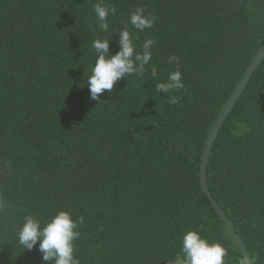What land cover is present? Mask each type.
<instances>
[{
	"label": "trees",
	"instance_id": "obj_1",
	"mask_svg": "<svg viewBox=\"0 0 264 264\" xmlns=\"http://www.w3.org/2000/svg\"><path fill=\"white\" fill-rule=\"evenodd\" d=\"M101 2L116 9L107 32ZM138 7L151 28L128 23ZM125 27L136 52L155 42L152 59L92 100V42L115 54ZM263 45L264 0H0V264H49L17 233L25 216L43 226L60 211L84 219L79 264H169L189 230L220 243L225 264H246L201 190L200 161ZM177 68L183 87L156 91ZM205 181L264 264V59L213 142Z\"/></svg>",
	"mask_w": 264,
	"mask_h": 264
},
{
	"label": "clouds",
	"instance_id": "obj_2",
	"mask_svg": "<svg viewBox=\"0 0 264 264\" xmlns=\"http://www.w3.org/2000/svg\"><path fill=\"white\" fill-rule=\"evenodd\" d=\"M93 10L99 22V30L107 32L109 29L107 17L110 14L114 15L116 9L107 7L101 2L97 3ZM128 23L134 29L143 31L153 26L154 19L146 16L144 9L138 7L130 15ZM154 43L151 39L146 40L142 52H136L127 27L119 33L117 40L119 50L115 54L110 53L109 40H94L92 47L95 50L96 60L86 83L90 98L98 101L100 94L105 90L111 93L114 85L125 76L143 75L145 65L152 59L151 47ZM173 61H177L175 56L170 57L168 62ZM182 87V74L177 68L169 74L167 82L156 85V91L167 93ZM176 102V97H170L169 103ZM83 223V217H78L74 221L65 211L58 212L43 226L35 217L28 215L24 217L18 230V242L29 251L38 244L37 250L42 254V260L49 264L52 261L54 264H79L73 256V241L79 236L75 229ZM226 255V250L220 243L209 242L197 231L189 230L182 237L180 252L169 261V264H225Z\"/></svg>",
	"mask_w": 264,
	"mask_h": 264
},
{
	"label": "water",
	"instance_id": "obj_3",
	"mask_svg": "<svg viewBox=\"0 0 264 264\" xmlns=\"http://www.w3.org/2000/svg\"><path fill=\"white\" fill-rule=\"evenodd\" d=\"M264 59V45L256 52L254 55L252 61L246 68L243 76L241 77L240 81L237 83L236 87L230 94L229 98L227 99L225 105L222 107L216 121L212 125L210 132L208 134L202 156H201V161H200V187L202 192L206 195L208 200L210 201L212 207L215 209L217 215L219 216L220 220L223 222L228 235L234 242V244L238 247L239 251L241 252L244 262L246 264H254L252 259L249 256L248 251L246 250L245 246L243 245L242 241L239 239L237 236L234 228L228 221L226 215L224 212L221 210L219 205L216 203L214 198L212 197L210 191L208 190V187L206 185L205 181V172H206V166L207 162L210 156L211 148L213 145V142L220 130V128L223 125L224 120L228 116V114L231 112L236 100L239 98L241 93L243 92L244 88L246 87L252 73L255 71L257 66L260 64V62Z\"/></svg>",
	"mask_w": 264,
	"mask_h": 264
}]
</instances>
